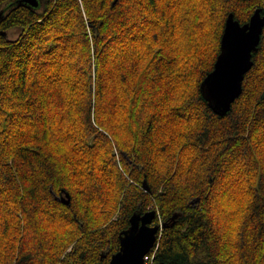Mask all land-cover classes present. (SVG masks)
Masks as SVG:
<instances>
[{
	"label": "trees",
	"instance_id": "1",
	"mask_svg": "<svg viewBox=\"0 0 264 264\" xmlns=\"http://www.w3.org/2000/svg\"><path fill=\"white\" fill-rule=\"evenodd\" d=\"M257 8L0 0V264H109L154 209L153 264H264V31L230 111L201 90Z\"/></svg>",
	"mask_w": 264,
	"mask_h": 264
},
{
	"label": "water",
	"instance_id": "2",
	"mask_svg": "<svg viewBox=\"0 0 264 264\" xmlns=\"http://www.w3.org/2000/svg\"><path fill=\"white\" fill-rule=\"evenodd\" d=\"M18 4L37 7L40 0H17ZM10 6L13 3L9 4ZM5 9L0 11V18ZM243 30L245 40L242 44L234 45L225 58V34L229 31ZM264 31V12L257 8L250 20L241 23L231 12L227 18L221 39V50L210 71L201 83V90L208 99L209 105L219 115H225L231 110L234 101L243 91L245 74L254 64L253 54L258 51ZM0 35H7L0 29ZM227 59V71L222 74L221 69ZM66 204L71 202L69 193L61 199ZM157 211L135 212L130 218V225L120 233V248L110 259L109 264H144L145 255L151 250L158 239L160 224H154ZM102 264V263H95Z\"/></svg>",
	"mask_w": 264,
	"mask_h": 264
},
{
	"label": "snow or ice",
	"instance_id": "3",
	"mask_svg": "<svg viewBox=\"0 0 264 264\" xmlns=\"http://www.w3.org/2000/svg\"><path fill=\"white\" fill-rule=\"evenodd\" d=\"M221 2H223V0H221ZM244 40H245V36L242 29L237 32H231V31L227 32L225 34V58H227L234 45L242 44ZM226 71H227V59H225L224 61V65L221 69V73L224 74L226 73Z\"/></svg>",
	"mask_w": 264,
	"mask_h": 264
},
{
	"label": "built area",
	"instance_id": "4",
	"mask_svg": "<svg viewBox=\"0 0 264 264\" xmlns=\"http://www.w3.org/2000/svg\"><path fill=\"white\" fill-rule=\"evenodd\" d=\"M161 229H162V228H161ZM161 229H160V232H161ZM158 237H159V235H158ZM157 241H158V239H157ZM156 244H157V242L155 243V245H156ZM155 245H154V246H155ZM154 246H153V247H154ZM153 247H152V248H153ZM152 248H151V249H152ZM149 252H150V251H149ZM149 252L145 255V258H144V259H145L144 264H153V254L150 255Z\"/></svg>",
	"mask_w": 264,
	"mask_h": 264
},
{
	"label": "rangeland",
	"instance_id": "5",
	"mask_svg": "<svg viewBox=\"0 0 264 264\" xmlns=\"http://www.w3.org/2000/svg\"><path fill=\"white\" fill-rule=\"evenodd\" d=\"M16 36H17V32L14 31V33L13 34L11 33L8 38L13 39L16 38Z\"/></svg>",
	"mask_w": 264,
	"mask_h": 264
},
{
	"label": "flooded vegetation",
	"instance_id": "6",
	"mask_svg": "<svg viewBox=\"0 0 264 264\" xmlns=\"http://www.w3.org/2000/svg\"><path fill=\"white\" fill-rule=\"evenodd\" d=\"M154 223V222H153ZM155 224V223H154Z\"/></svg>",
	"mask_w": 264,
	"mask_h": 264
}]
</instances>
